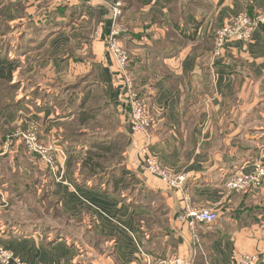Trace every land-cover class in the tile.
Here are the masks:
<instances>
[{"label":"crops","instance_id":"crops-1","mask_svg":"<svg viewBox=\"0 0 264 264\" xmlns=\"http://www.w3.org/2000/svg\"><path fill=\"white\" fill-rule=\"evenodd\" d=\"M209 6L194 13L193 40L174 47L162 0L141 7L135 0H0V26L16 29L0 40L7 59L21 61L12 78L19 91L0 105V129H6L0 144L33 125L61 152L54 171L34 155L20 156L17 145L0 157L1 248L25 264H158L173 256L190 264H232L242 253L264 264V183L243 193L222 187L264 150V26L247 41L228 43L220 55L213 52V31L241 12L257 15L264 0H209ZM115 7L121 14L114 19ZM111 31L127 56L132 91L150 117L147 154L168 171L187 174L181 191L140 166L143 138L129 134L125 84L106 51ZM67 87H77L75 107L59 112L53 104L66 99ZM92 107L99 108L101 127L108 119L117 124L122 165L136 181L130 191L83 182L79 169L88 147L60 142L64 124ZM80 132L89 131L83 126ZM15 156L41 165L17 167ZM37 170L51 180L46 194L55 213H47L48 224L40 215L28 221L18 209L24 184L17 188L20 182L11 179L29 172L37 178ZM183 196L192 209L212 210L216 220L190 231L179 220Z\"/></svg>","mask_w":264,"mask_h":264},{"label":"built area","instance_id":"built-area-1","mask_svg":"<svg viewBox=\"0 0 264 264\" xmlns=\"http://www.w3.org/2000/svg\"><path fill=\"white\" fill-rule=\"evenodd\" d=\"M63 2L86 3L91 0H61ZM117 7L114 8V19L120 16ZM259 26H264V7L254 17H249L241 12L231 18L229 21L218 27L214 31V55L218 56L222 48L230 42H244L251 38L252 32ZM116 31H111L107 36L106 51L111 55L117 64L118 70L125 84L123 95L124 104L129 110L128 130L132 137H142L143 142L138 147L141 168L156 177L168 189L181 191L187 180L186 173H173L162 167L153 158L147 154V144L150 141V117L146 106L142 100L132 91L131 81L127 74L128 59L122 51L117 38ZM17 143L23 144L27 153L37 157L38 161L49 169L54 171L55 156L60 149L51 143L43 142L35 127L30 126L25 132L10 134L5 137L0 144V157L9 155L12 147ZM264 183V150L260 151L258 156L251 162V168L248 171L239 169L226 177L222 182V187L227 192H247L258 189ZM184 211L179 220L192 232L195 231L197 224H210L216 220V214L208 209H192L189 206V198L183 196ZM259 258L255 254L242 253L238 255L232 264H258ZM0 264H25L10 251L0 247ZM158 264H190L184 259L173 256L163 260Z\"/></svg>","mask_w":264,"mask_h":264},{"label":"trees","instance_id":"trees-1","mask_svg":"<svg viewBox=\"0 0 264 264\" xmlns=\"http://www.w3.org/2000/svg\"><path fill=\"white\" fill-rule=\"evenodd\" d=\"M116 1V0H114ZM138 6L148 5L151 0H135ZM168 7L169 21L168 26L170 27L171 34L175 33L181 36L184 40H193L196 35L197 22L195 21L194 13L200 10L201 13L207 12L210 8L208 5H202L200 0H162ZM209 1V0H208ZM248 15V14H247ZM249 17H254L255 15H248ZM190 30V34L187 35L186 31ZM169 34V33H168ZM215 42L214 31H213V44ZM214 47V45H213ZM4 53V46L0 45V88H5L7 91H14L16 88L12 84L13 73L21 68V63L18 60L7 59V57L2 56ZM77 87H67L65 92H68L66 99H59L58 105L61 109L60 111H67L75 107L76 97L72 92L76 90ZM55 99V101H56ZM54 101V103H55ZM10 102H4L2 107H5ZM58 108V109H59ZM79 111L76 119L71 122L75 125L73 131L79 128V133L83 126L88 128L91 134H85V137H74L70 133V130L66 126L63 128L62 137L70 140L73 144L87 145L88 149L84 152L81 157L79 174L83 182L93 181L96 184H104L110 187L115 192L118 190V186L123 191L132 190V186L135 185L136 181L133 177H127L123 163V158L121 156L123 152V147L119 144L117 140L114 128L117 124L113 120H106L107 125L101 127V119H98L99 108H88ZM92 121L93 124H89ZM104 128L105 131L100 130ZM97 130V132H95ZM87 133V132H86ZM104 137H101L103 136ZM100 141V142H99ZM78 146V145H76ZM72 147V146H70ZM68 148V147H67ZM54 207V204H52Z\"/></svg>","mask_w":264,"mask_h":264},{"label":"rangeland","instance_id":"rangeland-1","mask_svg":"<svg viewBox=\"0 0 264 264\" xmlns=\"http://www.w3.org/2000/svg\"><path fill=\"white\" fill-rule=\"evenodd\" d=\"M200 2L202 5H208L209 6L208 0H200ZM13 30H16V29L1 25L0 26V35L10 34ZM186 33H187V35H189L190 30L186 31ZM182 39L183 38H181L180 35L173 33L172 39H171V41L173 43L172 45H174V47H175L179 42H181ZM1 44H5V41L2 42L0 40V45ZM30 45H31V43H30ZM29 47L27 46V49H29ZM31 48H32V45H31ZM10 50H11V48H10ZM2 56H3V58L8 57L7 50H6L5 46H4V53L2 54ZM18 78L24 79L25 77L23 75H21V73H20V74H18ZM13 85L16 88L14 91H7L5 88H0V105H2L4 102H13L14 101L16 93L19 91L20 84L17 83V81H16V83ZM88 89H91V86H88ZM96 100H97V98L95 99V101ZM58 101H59V99H56L55 103L53 104V106H55L57 109L59 108ZM95 101H94V105H95ZM60 110L61 109L59 108V112H65V111H60ZM76 117H75V119H76ZM91 123L93 124L92 121L89 122V124H91ZM66 126L68 127V129L70 130V133L73 134L74 137H77L78 135L80 137H85L84 134L87 136V135L92 133V132H88V133L80 134L78 132L79 128L76 130V132L73 131V129L75 128V125L71 124V121L64 124V127H65L64 130H66ZM5 130L6 129H2V130L0 129V141H1L2 137H4L6 135L4 133ZM87 137H89V136H87ZM71 141H74V140L66 139V138L62 137V134L60 135V142L65 147H70V146L75 147L76 145L80 146L79 144H73ZM16 145H17L16 149H18L17 153H19L20 156L23 153H25V155L28 157L30 156L26 152L23 144L17 143ZM20 156H18V157L15 156V158L12 160V162L15 164V166L19 167V165L22 166L25 164H29L32 166V168L39 169L38 168L39 162L37 161V159L35 157H31L28 162H26V161L24 162L22 160L19 161ZM2 157H5V156H2ZM37 171L39 172V174L36 176L37 178H35L34 175H32V177H30L29 176L30 172H29L28 175L20 176L22 181L17 176H12L11 179H14V180H17L18 182H20V184L17 186V188L20 187L22 184H24V188L22 190H20V192L18 194L19 196L17 197V200L20 202L17 205L18 209L23 210L24 215H27V217L30 216L28 218V221L34 223L35 221L39 220L37 218L41 216L44 219L40 220V221H42L43 224H46V223L48 224V222L52 223V221H49L47 218H49V216L54 215V213H55V208L52 206L53 203H51L47 199V194H46V188L48 187V183L51 180L48 177V175L46 174V171H44V170H42V171L37 170ZM23 182H27V185H25V183H23ZM39 182H41V183H39ZM42 213L45 214V216H42ZM47 213L49 214V216L47 215Z\"/></svg>","mask_w":264,"mask_h":264}]
</instances>
